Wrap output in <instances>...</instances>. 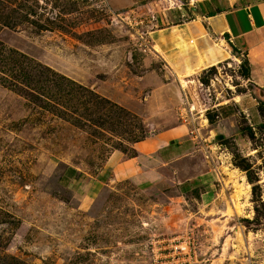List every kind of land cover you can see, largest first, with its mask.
Segmentation results:
<instances>
[{
    "label": "rangeland",
    "instance_id": "obj_1",
    "mask_svg": "<svg viewBox=\"0 0 264 264\" xmlns=\"http://www.w3.org/2000/svg\"><path fill=\"white\" fill-rule=\"evenodd\" d=\"M171 4L0 0V264H264V99L238 56L165 65L148 35ZM179 124L193 147L175 170L209 172L190 196L87 192L112 154Z\"/></svg>",
    "mask_w": 264,
    "mask_h": 264
},
{
    "label": "crops",
    "instance_id": "obj_2",
    "mask_svg": "<svg viewBox=\"0 0 264 264\" xmlns=\"http://www.w3.org/2000/svg\"><path fill=\"white\" fill-rule=\"evenodd\" d=\"M171 1V6L155 17L156 26L148 35L165 65L184 75L238 56L248 67L245 78L264 99V0ZM210 51L215 64L210 62ZM191 131L189 127L187 137L184 125L168 126L134 142L132 155L112 154L108 172L100 171L87 192L107 181L135 180L141 185L175 186L179 194L189 191L190 196L197 181L203 182L204 174L209 173L182 178L175 170L173 163L191 156ZM205 190L198 192L197 201L206 198Z\"/></svg>",
    "mask_w": 264,
    "mask_h": 264
},
{
    "label": "trees",
    "instance_id": "obj_3",
    "mask_svg": "<svg viewBox=\"0 0 264 264\" xmlns=\"http://www.w3.org/2000/svg\"><path fill=\"white\" fill-rule=\"evenodd\" d=\"M242 66H243V70H242L243 75L246 77L247 74H248V67H247V64H246V62L244 60L242 62Z\"/></svg>",
    "mask_w": 264,
    "mask_h": 264
}]
</instances>
